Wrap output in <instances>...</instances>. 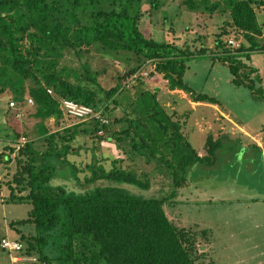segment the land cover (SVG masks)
<instances>
[{"label":"trees","instance_id":"16d2710c","mask_svg":"<svg viewBox=\"0 0 264 264\" xmlns=\"http://www.w3.org/2000/svg\"><path fill=\"white\" fill-rule=\"evenodd\" d=\"M180 5L189 12L226 16L215 35L216 51L209 54L212 64L226 65L234 86L264 101L262 78L248 63L252 52H264L263 22L256 12L264 1L181 0ZM160 8L161 0H0V100L5 99L8 113L20 111L31 98L32 115L39 119L36 139L44 142L40 150L18 132L0 140V161L14 159L16 164L6 183L10 200L31 205L26 218L11 223L26 229L15 228L22 244L19 253L35 255L37 264H209L198 248L202 239L209 240L207 229L178 226L164 206L178 203L174 197L186 185L188 172L213 163L222 142L207 135L206 154L200 156L157 90L141 87L137 72L150 62L168 91L181 90L194 102H219L186 79L188 62L208 56L203 44L191 49L142 32L141 18ZM230 31L243 38L238 46L222 39ZM92 52L126 66L116 73L112 87L103 88L98 72L91 70L88 59L82 60ZM129 78L135 81L133 93L125 85ZM61 99L99 109L106 121L68 116ZM51 118L58 126L52 131L44 124ZM64 119L74 123L61 125ZM261 131L264 147V125ZM78 135L112 145V159L110 154L93 156L78 168L67 159L75 152L72 143ZM136 157L154 163V170L137 174L122 167L121 162ZM85 169L84 190L55 182L63 176L81 184L77 174ZM155 170L168 176V195L132 190H148Z\"/></svg>","mask_w":264,"mask_h":264},{"label":"rangeland","instance_id":"374dc122","mask_svg":"<svg viewBox=\"0 0 264 264\" xmlns=\"http://www.w3.org/2000/svg\"><path fill=\"white\" fill-rule=\"evenodd\" d=\"M180 1L161 0L160 9L154 11L151 16L146 13L141 18L142 32L145 36H152L157 40L174 41L179 45L187 44L191 49L199 48L203 44L208 49V56L197 57L188 62L190 68L186 72L187 81L196 91L214 96L218 100L217 106L210 107L212 110L218 112L220 109L232 120L245 125L248 130L253 131L261 127L264 125V101L254 99L246 88L234 86L230 81L231 76L227 66L218 61L212 64V59L209 56L210 52L216 51L215 35L220 32L222 21L226 16L224 17L216 11L212 14L189 12L180 5ZM147 8L146 4L142 6L145 12ZM256 12L258 19L263 22L262 38L264 39V7H258ZM235 35L233 31H230V34L223 36L222 39L226 42L232 40L237 44L243 41L240 35ZM85 59L89 60L91 70L98 72L97 80L105 89L115 84L116 73L122 74L126 67L120 60H114L112 63L106 56L95 52L85 54V58L82 60ZM248 63L258 69L263 82L264 52H252ZM142 68L137 72L143 81L141 87L152 91L157 90L158 97L163 98L164 107L173 118L180 120L185 127L193 126V131L190 132L191 137L188 140L195 149L200 150L198 144L203 143V136L198 130H205L206 125L214 122L224 123L220 120L221 116L213 115L211 110H205L204 114L200 110L193 111L196 107L194 109L192 107L196 104L190 100L187 93L180 90H174L177 97L174 100L171 99L172 91H168L166 81L161 75L152 71L153 65L147 62ZM132 84H135L133 79L126 80L125 85L128 86L129 93L134 92ZM262 86L264 95V84ZM29 104L30 102L24 105L20 111L16 112L14 109H10L7 113L5 99L0 100V140L5 138L10 140V135L13 132H18L19 135L24 136L25 140H34V146L41 150L44 149V142L42 139H36L39 137V119L33 117L34 107L32 103ZM117 113L121 114L119 110ZM216 117L220 118L216 119ZM73 123V120L64 119L61 125L68 126ZM44 124L51 131L58 128L52 118L46 120ZM212 133H217V131H212ZM226 139L223 136L220 138L222 147L216 151L214 164L197 165L198 172L199 170L203 171H200L204 174L203 181L209 184V191L212 193L210 195L198 194L197 197L196 187L193 191L192 188L190 189L191 194L187 193L188 189L181 188L174 197V202L179 201V203H166L164 209L167 216L178 226L193 230L207 229L209 240L202 239L198 244V248L206 253L205 262H209V264H264V256L260 260L251 258L264 254V212L261 210L262 206L259 203H254L252 215L249 210L244 208L246 200L251 199L253 195H256L254 197L260 195H252V192L260 193L262 190L261 181L257 175H252L251 180L245 178L246 175L252 173L253 168L256 167L255 169L258 171V165L243 163V158L235 153L240 146L237 135L234 137L235 141ZM72 146L75 152L68 154L67 159L73 161L78 168L91 162L93 156L100 158L104 154L113 155L112 145L109 143L97 144L89 136H76ZM15 154L16 152L11 157ZM121 165L134 170L137 174L143 171L149 172L154 168V163L145 164L140 157L124 160ZM104 167L108 169L111 165L105 164ZM15 170L14 159L7 163L0 161V243L3 238L19 239L16 229L19 230L23 226L20 224L12 226L11 223H17L18 220L26 218L31 208L27 202L18 203L10 200V189L6 183L10 182ZM190 172L193 174L194 169L190 170L188 174ZM87 174L89 172L86 169L84 172H78L77 176L81 184H78L76 179L64 180L63 176L56 177L55 182L63 183L66 187L84 190L86 186L85 184L82 186V183ZM232 179L234 181L230 182L229 180ZM247 182L250 183L246 184ZM223 184L227 186L235 184L236 191L233 194L225 193ZM171 189L168 176L161 174L158 170L151 173L148 190L132 188L134 192L142 193L145 196H166ZM181 195L188 197L183 203ZM24 230L26 231V229ZM260 249L262 251H259ZM13 255L19 254L2 248L0 244V264H13L10 261V256ZM31 257H34L35 260L27 259L28 262L37 264L36 256L32 255ZM13 260L16 261V257Z\"/></svg>","mask_w":264,"mask_h":264},{"label":"crops","instance_id":"0c3cea01","mask_svg":"<svg viewBox=\"0 0 264 264\" xmlns=\"http://www.w3.org/2000/svg\"><path fill=\"white\" fill-rule=\"evenodd\" d=\"M262 84H264V80H263ZM171 95L176 96L174 91H172ZM176 97H174V98L170 97V98L174 100V99H176ZM194 103L196 104V106H193V107L191 106L193 109L196 107L195 110H193V111H199L200 110L203 113L205 110H211L213 115H220L222 118L221 119L220 117H216V119L220 118L221 121H224V123H219V122L215 123L214 122V123L208 124V125H206L205 130L204 129L202 131L198 130L200 132V134L203 136V139H202L203 143L198 144V146H199L198 148H200L201 151L199 149L198 150L196 149L197 153L200 156L206 154V150H205L204 146H205V140H206L207 135L211 136L214 140L218 139V138L220 139L223 136V137L227 138L226 140H230V141H233V140L235 141L234 137L237 135V139L239 138V140H240V146H239L238 150L235 151V153L239 157L241 156V158H243L242 159L243 163L253 164L256 166L258 165V171L255 169L256 167L253 168V170H252L253 174L249 173L248 175H246L247 177H245V178L251 180L252 175H257V177L261 181L260 185H261V189H262L260 193L252 192V195L253 194H257V195L260 194V195H258V197H254L256 195H253V197H251V199L246 200V202L244 204V208H246V210H249L250 214L252 215V212H254V207H255L254 203H259L262 206V208H261L262 212H264V147L262 145V131H261V128L263 125H261V127L257 128L256 130L251 131V130H248L245 125L232 120L229 116H227V114L223 113L220 109L218 112H216V111L212 110V108H210L213 106H217L216 104L214 105V104L205 103V102H194ZM201 107H203V108H201ZM204 126H203V128H204ZM182 127H183L182 130H183L184 134H186L188 137H191L190 132L193 131V126H190V127L186 126L185 127L182 124ZM212 131H217V133H212ZM214 162H215V159L213 160V163H211V164H214ZM193 169H194L193 174H191V172L188 174V179H187L186 185L183 186L182 188L188 189L187 193L191 194L193 189L196 187L197 197L199 196L198 194L210 195L212 193V191H209V188H210V187H208L209 184H206L203 181V179H205L204 174L201 173L203 171L199 170V172H198L199 168L197 167V165L193 166L191 170H193ZM209 169H211V168H209ZM229 181L232 182L234 180L232 179ZM248 183H250V182H247L246 184H248ZM223 185H225V184H223ZM191 188H192V191H190ZM212 188H214V187H212ZM223 189H224V192L227 194H233L236 191L235 184H234V186L225 185V186H223ZM187 198L188 197L181 195V199L183 200L181 202L182 203L185 202L184 200H186ZM178 200H180V199H178ZM177 202L179 203V201H177ZM259 251H262V250L260 249ZM13 252H15V251H13ZM18 254L19 255L10 256L11 263H13V264H33L31 262H28L26 257H24L25 255L22 256L20 253H18ZM263 256H264V254L261 256L255 255V256H252L251 258L255 259V260L256 259L260 260V259H262ZM15 257H16V261L13 260V258H15Z\"/></svg>","mask_w":264,"mask_h":264},{"label":"built area","instance_id":"2783aa9c","mask_svg":"<svg viewBox=\"0 0 264 264\" xmlns=\"http://www.w3.org/2000/svg\"><path fill=\"white\" fill-rule=\"evenodd\" d=\"M228 43L233 46H238V44L233 42L232 40H229ZM47 91L51 93L50 89H48ZM27 101L30 102V104L33 103L31 98H28ZM60 103H61L60 105L62 109L64 110V112L68 116H71L73 118L80 119V120L97 119L102 122L106 121L101 116V110L99 109H94L90 106L78 104L68 99H61ZM9 106L14 107L15 103L13 101H10ZM0 244L2 248L7 249L9 251H15L19 253L22 250V244L17 240H9V239L3 238ZM24 257H26V259L35 260V258L31 256H24Z\"/></svg>","mask_w":264,"mask_h":264},{"label":"water","instance_id":"95a60500","mask_svg":"<svg viewBox=\"0 0 264 264\" xmlns=\"http://www.w3.org/2000/svg\"><path fill=\"white\" fill-rule=\"evenodd\" d=\"M110 158L112 159V155L110 156Z\"/></svg>","mask_w":264,"mask_h":264}]
</instances>
